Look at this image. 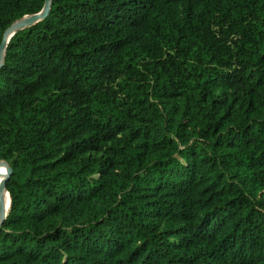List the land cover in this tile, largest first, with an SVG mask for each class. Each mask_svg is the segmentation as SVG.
<instances>
[{
    "label": "trees",
    "instance_id": "trees-1",
    "mask_svg": "<svg viewBox=\"0 0 264 264\" xmlns=\"http://www.w3.org/2000/svg\"><path fill=\"white\" fill-rule=\"evenodd\" d=\"M44 3L0 0V41ZM0 160V264H264V0H50Z\"/></svg>",
    "mask_w": 264,
    "mask_h": 264
},
{
    "label": "water",
    "instance_id": "water-1",
    "mask_svg": "<svg viewBox=\"0 0 264 264\" xmlns=\"http://www.w3.org/2000/svg\"><path fill=\"white\" fill-rule=\"evenodd\" d=\"M49 2L50 0H45V3L43 7L35 13L25 15L19 19L14 20L3 32L1 41H0V62L2 61V56L4 52V47L6 45V42L8 38L19 28L36 21L37 19H40L41 17H44L48 10H49ZM4 166V173L2 174V177L0 179V222L6 215V211L8 208V205H4L3 197H2V189L5 187V181L8 177V174L10 172V168L8 164L4 160H0V166ZM7 190V189H6ZM9 203V202H8Z\"/></svg>",
    "mask_w": 264,
    "mask_h": 264
},
{
    "label": "bare ground",
    "instance_id": "bare-ground-1",
    "mask_svg": "<svg viewBox=\"0 0 264 264\" xmlns=\"http://www.w3.org/2000/svg\"><path fill=\"white\" fill-rule=\"evenodd\" d=\"M0 169H3V171H0V179H1L2 174L4 173V166L3 165L0 166ZM2 197H3L4 205L7 206L9 202V194L6 188L2 189Z\"/></svg>",
    "mask_w": 264,
    "mask_h": 264
},
{
    "label": "snow or ice",
    "instance_id": "snow-or-ice-1",
    "mask_svg": "<svg viewBox=\"0 0 264 264\" xmlns=\"http://www.w3.org/2000/svg\"><path fill=\"white\" fill-rule=\"evenodd\" d=\"M0 171H3V169H0Z\"/></svg>",
    "mask_w": 264,
    "mask_h": 264
}]
</instances>
